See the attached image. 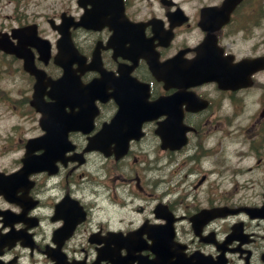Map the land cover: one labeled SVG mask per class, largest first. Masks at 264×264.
<instances>
[{
	"label": "flooded vegetation",
	"instance_id": "obj_1",
	"mask_svg": "<svg viewBox=\"0 0 264 264\" xmlns=\"http://www.w3.org/2000/svg\"><path fill=\"white\" fill-rule=\"evenodd\" d=\"M26 23L50 51H21L35 85L0 50V264H264V0H54Z\"/></svg>",
	"mask_w": 264,
	"mask_h": 264
},
{
	"label": "rangeland",
	"instance_id": "obj_2",
	"mask_svg": "<svg viewBox=\"0 0 264 264\" xmlns=\"http://www.w3.org/2000/svg\"><path fill=\"white\" fill-rule=\"evenodd\" d=\"M52 1L54 0H0V25L14 24L15 22L11 21L10 16H16L17 11L23 14H35L45 8L46 5H50L49 3Z\"/></svg>",
	"mask_w": 264,
	"mask_h": 264
},
{
	"label": "water",
	"instance_id": "obj_3",
	"mask_svg": "<svg viewBox=\"0 0 264 264\" xmlns=\"http://www.w3.org/2000/svg\"><path fill=\"white\" fill-rule=\"evenodd\" d=\"M0 48L6 51H17L20 48V44L13 45L12 42L9 41V38L6 36V34L0 32ZM219 79L221 80L220 82L223 83V77H220Z\"/></svg>",
	"mask_w": 264,
	"mask_h": 264
}]
</instances>
